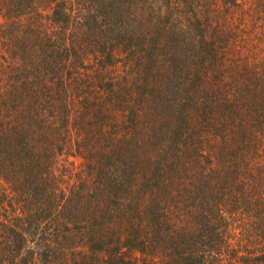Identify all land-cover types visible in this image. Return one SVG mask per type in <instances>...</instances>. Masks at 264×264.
Wrapping results in <instances>:
<instances>
[{"label": "trees", "instance_id": "trees-1", "mask_svg": "<svg viewBox=\"0 0 264 264\" xmlns=\"http://www.w3.org/2000/svg\"><path fill=\"white\" fill-rule=\"evenodd\" d=\"M0 264H264V0H0Z\"/></svg>", "mask_w": 264, "mask_h": 264}, {"label": "rangeland", "instance_id": "rangeland-1", "mask_svg": "<svg viewBox=\"0 0 264 264\" xmlns=\"http://www.w3.org/2000/svg\"><path fill=\"white\" fill-rule=\"evenodd\" d=\"M72 160H73V159H71V160L69 159V160L65 161V165H66V166H69V165H70L69 162H72Z\"/></svg>", "mask_w": 264, "mask_h": 264}]
</instances>
